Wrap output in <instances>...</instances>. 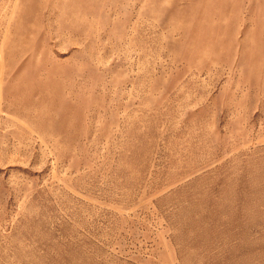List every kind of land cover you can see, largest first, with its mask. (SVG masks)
<instances>
[{"label": "rangeland", "instance_id": "rangeland-1", "mask_svg": "<svg viewBox=\"0 0 264 264\" xmlns=\"http://www.w3.org/2000/svg\"><path fill=\"white\" fill-rule=\"evenodd\" d=\"M0 264H264V0H0Z\"/></svg>", "mask_w": 264, "mask_h": 264}]
</instances>
